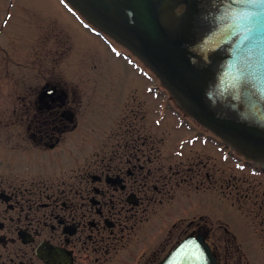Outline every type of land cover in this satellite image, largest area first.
<instances>
[{
	"label": "flooded vegetation",
	"instance_id": "af4514ba",
	"mask_svg": "<svg viewBox=\"0 0 264 264\" xmlns=\"http://www.w3.org/2000/svg\"><path fill=\"white\" fill-rule=\"evenodd\" d=\"M51 77L14 118L0 112V264H157L190 234L204 236L219 264H264V195L239 244L226 227L219 239L203 216H169L189 178L167 163L163 140L135 135L130 121L89 138L83 88Z\"/></svg>",
	"mask_w": 264,
	"mask_h": 264
},
{
	"label": "rangeland",
	"instance_id": "374dc122",
	"mask_svg": "<svg viewBox=\"0 0 264 264\" xmlns=\"http://www.w3.org/2000/svg\"><path fill=\"white\" fill-rule=\"evenodd\" d=\"M83 17L64 0H0L3 120L14 118L21 98L33 97L44 80L62 75L83 88L82 119L89 138L111 135L119 122L130 121L135 135L163 140L167 163L178 162L189 178L169 216L186 221L203 216L219 239L226 227L239 244L248 233L245 216L255 215L251 203L264 195V175L249 168L257 164H244L242 155L174 101L144 61L107 34H96ZM191 166L201 172L193 179L185 173Z\"/></svg>",
	"mask_w": 264,
	"mask_h": 264
},
{
	"label": "water",
	"instance_id": "95a60500",
	"mask_svg": "<svg viewBox=\"0 0 264 264\" xmlns=\"http://www.w3.org/2000/svg\"><path fill=\"white\" fill-rule=\"evenodd\" d=\"M67 2L144 61L185 112L264 167V0ZM157 264L219 262L190 234Z\"/></svg>",
	"mask_w": 264,
	"mask_h": 264
},
{
	"label": "snow or ice",
	"instance_id": "6c2138e0",
	"mask_svg": "<svg viewBox=\"0 0 264 264\" xmlns=\"http://www.w3.org/2000/svg\"><path fill=\"white\" fill-rule=\"evenodd\" d=\"M249 15H254V14H251V13H250Z\"/></svg>",
	"mask_w": 264,
	"mask_h": 264
}]
</instances>
